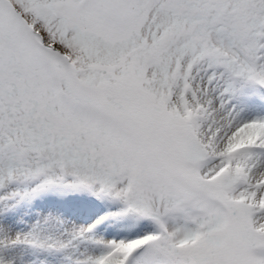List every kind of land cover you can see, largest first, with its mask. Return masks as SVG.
<instances>
[{
    "label": "snow or ice",
    "instance_id": "obj_1",
    "mask_svg": "<svg viewBox=\"0 0 264 264\" xmlns=\"http://www.w3.org/2000/svg\"><path fill=\"white\" fill-rule=\"evenodd\" d=\"M37 251L264 264V0H0V264Z\"/></svg>",
    "mask_w": 264,
    "mask_h": 264
},
{
    "label": "rangeland",
    "instance_id": "obj_2",
    "mask_svg": "<svg viewBox=\"0 0 264 264\" xmlns=\"http://www.w3.org/2000/svg\"><path fill=\"white\" fill-rule=\"evenodd\" d=\"M101 209H102V210H105V209H103V207L101 206V207L98 208V210H97L96 212H97V213H100V212H101ZM4 254H5V255H8L7 252H5ZM33 255H36V257H39V258L43 259L45 264H47V263L50 264L51 262H57V263H55V264H61V259H62V258H61L60 256H58L59 258H58L56 261H52L51 259H49V256H50V255H47V254H45L44 252H41V251L34 252V253L31 255V259H30L29 262H33V260H35L34 257H33ZM67 257H68V256H67ZM52 264H53V263H52Z\"/></svg>",
    "mask_w": 264,
    "mask_h": 264
},
{
    "label": "bare ground",
    "instance_id": "obj_3",
    "mask_svg": "<svg viewBox=\"0 0 264 264\" xmlns=\"http://www.w3.org/2000/svg\"><path fill=\"white\" fill-rule=\"evenodd\" d=\"M100 206H98L95 211L98 210ZM104 209V208H103ZM100 213H103V210L101 209V212ZM58 258V256H49V259H51L52 261L56 260ZM66 257H64L65 259ZM53 264L57 263V262H52ZM29 264H45L43 261H41L40 259H36V260H33V262H29ZM48 264V263H47ZM51 264V263H50Z\"/></svg>",
    "mask_w": 264,
    "mask_h": 264
}]
</instances>
